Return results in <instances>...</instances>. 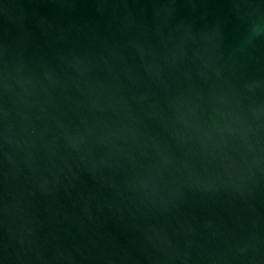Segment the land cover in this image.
Wrapping results in <instances>:
<instances>
[{
	"label": "water",
	"instance_id": "obj_1",
	"mask_svg": "<svg viewBox=\"0 0 264 264\" xmlns=\"http://www.w3.org/2000/svg\"><path fill=\"white\" fill-rule=\"evenodd\" d=\"M0 264H264V0H0Z\"/></svg>",
	"mask_w": 264,
	"mask_h": 264
}]
</instances>
